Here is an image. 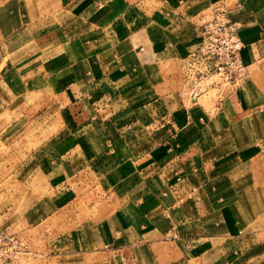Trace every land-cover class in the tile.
<instances>
[{"label":"crops","instance_id":"1","mask_svg":"<svg viewBox=\"0 0 264 264\" xmlns=\"http://www.w3.org/2000/svg\"><path fill=\"white\" fill-rule=\"evenodd\" d=\"M217 4L250 71L220 108L185 92ZM0 137L42 264H264V0H0Z\"/></svg>","mask_w":264,"mask_h":264},{"label":"built area","instance_id":"2","mask_svg":"<svg viewBox=\"0 0 264 264\" xmlns=\"http://www.w3.org/2000/svg\"><path fill=\"white\" fill-rule=\"evenodd\" d=\"M201 45L190 58L192 71L187 72L192 102L213 90L217 107H222L226 93L234 92L249 77L248 65L243 61L244 43L239 35L241 22L228 15L222 4L215 5L194 23ZM32 254L24 239L8 227L0 226V264H23Z\"/></svg>","mask_w":264,"mask_h":264},{"label":"rangeland","instance_id":"3","mask_svg":"<svg viewBox=\"0 0 264 264\" xmlns=\"http://www.w3.org/2000/svg\"><path fill=\"white\" fill-rule=\"evenodd\" d=\"M187 70L188 72L192 71L193 67H188ZM32 149L33 146H27L26 153H30ZM24 158L28 161L25 166L23 163L26 161L20 162ZM33 175L32 161L24 154V147L21 149L16 144L10 146L0 137V226L8 227L11 231L16 232L32 251V254L22 259L23 264H42L45 255L41 248L43 243L36 244L37 242L34 241L35 231L33 228L23 224L22 211L24 207L35 201L34 197L36 196L31 194V191L36 190L37 187L34 185L40 182L36 178L28 179ZM24 178L28 180L24 182ZM27 191L30 192L27 193ZM100 197L92 193V195L84 197L81 202L85 204L88 201H94L95 198V202L99 203L101 202ZM90 213L92 212H85L80 215V219L89 217Z\"/></svg>","mask_w":264,"mask_h":264}]
</instances>
